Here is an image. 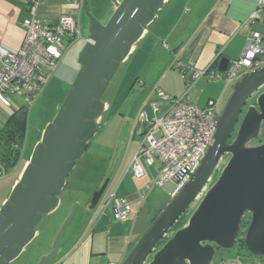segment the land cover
Instances as JSON below:
<instances>
[{
	"label": "water",
	"instance_id": "water-1",
	"mask_svg": "<svg viewBox=\"0 0 264 264\" xmlns=\"http://www.w3.org/2000/svg\"><path fill=\"white\" fill-rule=\"evenodd\" d=\"M111 1L114 9L106 23L90 19L77 58L79 70L0 207V264L16 259L35 237L43 216L58 207V195L76 160L99 128L96 119L106 109L102 97L110 80L166 0ZM229 66L226 56L210 64L221 74ZM231 89L198 166L155 214L121 264H212L217 250L233 249L240 240L249 255L264 257V66L234 80ZM223 156L227 160L216 173ZM173 182L177 185L180 179ZM107 184L92 193L89 210L100 206ZM75 211L76 205L50 251L35 264H51L56 258ZM185 213V223L173 230Z\"/></svg>",
	"mask_w": 264,
	"mask_h": 264
},
{
	"label": "crops",
	"instance_id": "crops-1",
	"mask_svg": "<svg viewBox=\"0 0 264 264\" xmlns=\"http://www.w3.org/2000/svg\"><path fill=\"white\" fill-rule=\"evenodd\" d=\"M33 1L39 0H0V52L15 51L21 45L24 35L21 23L29 16L28 7ZM40 1L35 12L40 20L57 21L63 15L76 18L78 10L68 0ZM255 6L256 0H166L124 60L132 59L133 75L143 76L139 82L140 91L144 90L149 96L157 94V87L170 97L184 95L187 101L198 107L205 106L209 99L222 98L227 93L226 86L232 82L218 80L220 83H217L204 77L185 94L186 82L192 69H205L213 60L218 61L222 56L228 57L230 61L239 58L250 29L261 32V45L264 48V10L259 21L251 25L243 24ZM213 70L217 72L215 68ZM230 91L232 90L228 93ZM104 103L107 109L108 104L106 101ZM163 107L167 106L163 104ZM163 107L156 114L151 109L153 116L141 108L132 119L130 136L134 137L137 129L140 131L139 135L142 133V127L138 123L140 112L153 118L162 113ZM5 120L6 117L0 112V127ZM137 146L138 143L133 145L129 140L119 167L122 174H115L108 179V193L101 199V202L105 201L112 193L126 198L129 202L127 217L117 220L111 210L101 212L100 206L96 207L87 214V219L80 222L79 229L62 240L60 251L51 264H121L130 248L150 225L155 214L153 216L149 212L148 190L153 186L159 163L156 160L152 165L146 163L142 177L132 176L127 169ZM26 162L27 160L19 168L7 195L0 201V206L18 181ZM17 167L18 165L13 170ZM147 171L153 175L150 187L145 183ZM175 189L172 187L171 190H162V194H158L162 198L152 204L155 210L162 208L161 201L167 202ZM38 236L39 231H36L32 241ZM229 257L233 256L227 258ZM245 261H260L264 264V257Z\"/></svg>",
	"mask_w": 264,
	"mask_h": 264
},
{
	"label": "built area",
	"instance_id": "built-area-1",
	"mask_svg": "<svg viewBox=\"0 0 264 264\" xmlns=\"http://www.w3.org/2000/svg\"><path fill=\"white\" fill-rule=\"evenodd\" d=\"M76 10L84 5V0H68ZM41 1H33L28 7L29 16L21 26L24 31L19 48L15 51L0 52V108L1 105L13 107L9 96L20 97L21 104L28 105L41 92L42 87L55 69L58 60L69 45L79 38L76 18L61 16L57 21L40 20L35 16L36 8ZM264 10V0H256L255 9L243 24L251 25L259 21ZM68 43V46L65 44ZM262 34L250 29L239 58L230 61L231 68L225 74L215 72L207 66L205 69H192L186 82L185 94L201 78L233 82L251 70L264 66V48L261 45ZM161 100H168L169 105L159 116L149 118L145 112L138 115V123L142 133L138 146L133 154L127 172L135 178L144 175L141 159L148 165L158 161L153 185L162 186L175 177L180 179L177 189L188 179L198 166L207 148L212 143L216 130V101L209 99L205 106L198 107L183 96L170 97L155 88ZM152 112L158 113L157 103L151 105ZM110 207L117 220H124L129 213V202L126 198L112 193L101 202L100 210L104 212ZM212 264H262L242 262L240 254L220 258Z\"/></svg>",
	"mask_w": 264,
	"mask_h": 264
},
{
	"label": "rangeland",
	"instance_id": "rangeland-1",
	"mask_svg": "<svg viewBox=\"0 0 264 264\" xmlns=\"http://www.w3.org/2000/svg\"><path fill=\"white\" fill-rule=\"evenodd\" d=\"M84 5L76 14L80 32L79 38L75 44L69 46L65 41V44L68 46L67 49L58 60L55 69L42 87L41 92L27 105L25 139L20 161L15 170H11L7 174L0 176V201L7 195L9 186L17 176L22 163L26 160L28 161L34 145L40 141L41 129L54 119L79 70L77 58L80 50L85 45L90 19L93 18L99 23H106L113 12L114 6L111 0H85ZM132 64V59L122 62L110 80L102 97V100L107 102L108 108L102 112L98 130L89 140L83 155L76 160L74 169L67 178L65 188L58 195V207L52 213L43 216L36 227V231H39V236L26 246L20 255L10 262V264H35L42 256L46 255L51 249L52 241L57 231L74 205H76V211L66 229L63 239L79 229L80 222L87 219L86 215L92 212V210H89V202L92 193L96 191L95 188H100L106 180L112 178L115 174H122L119 172V167L129 140L133 145L138 143L140 138L139 129L136 130L134 137L130 136V126L134 116L141 108L148 115L153 116L151 114V105L153 103H157L160 108L163 107V104L168 107V100H161L157 94L147 96V92L144 90L140 91L139 82L140 79H143V76L133 75L132 70L134 68ZM212 82L220 83L218 80ZM232 83L226 86V95L222 96V98L218 97V100L215 99V101L217 100L216 115L223 109L231 93V91L230 93L228 92L232 90ZM222 85L224 86V83ZM9 100L13 105L11 109L5 108L2 105L0 108V110L2 109L0 111L1 114L6 118L12 109H16L21 105L20 97L9 96ZM196 103L199 105L198 100ZM163 108L165 109V107ZM261 138H264V124L261 128ZM226 160L227 157L223 156L216 173L222 168ZM140 163L144 169L146 166L145 160L141 159ZM152 177V172L149 173L147 171L145 183H147L148 187L151 185ZM172 187L176 188V184L173 181H168L163 186L158 187L153 185L149 188L147 198L148 205H150L149 212L153 216L158 211L153 206L161 197L158 194H162V190H171ZM107 189L103 197L108 193ZM169 200L167 202L163 200L159 204L163 208ZM162 202L166 203L163 204ZM108 210H111L110 207H108ZM181 218H187V213L182 215ZM237 246L230 250H217L213 260L238 254L241 255L242 262H248L245 260L255 258L249 255L243 248H238Z\"/></svg>",
	"mask_w": 264,
	"mask_h": 264
},
{
	"label": "trees",
	"instance_id": "trees-1",
	"mask_svg": "<svg viewBox=\"0 0 264 264\" xmlns=\"http://www.w3.org/2000/svg\"><path fill=\"white\" fill-rule=\"evenodd\" d=\"M26 113L27 105L21 104L18 108L11 110L0 127V176L13 170L20 161L25 139ZM186 219L187 218L179 219L173 227V230L181 227ZM236 245H238V248H243L245 250L241 240L237 242Z\"/></svg>",
	"mask_w": 264,
	"mask_h": 264
},
{
	"label": "flooded vegetation",
	"instance_id": "flooded-vegetation-1",
	"mask_svg": "<svg viewBox=\"0 0 264 264\" xmlns=\"http://www.w3.org/2000/svg\"><path fill=\"white\" fill-rule=\"evenodd\" d=\"M73 44H75V43H73ZM217 116V115H216ZM238 123H239V121H238ZM238 123L236 124V126H235V128H234V130H233V133H232V136H231V139L233 138V136H234V133H235V131H236V128H237V126H238ZM230 139V140H231Z\"/></svg>",
	"mask_w": 264,
	"mask_h": 264
},
{
	"label": "bare ground",
	"instance_id": "bare-ground-1",
	"mask_svg": "<svg viewBox=\"0 0 264 264\" xmlns=\"http://www.w3.org/2000/svg\"><path fill=\"white\" fill-rule=\"evenodd\" d=\"M96 122H99V119L98 118L96 119Z\"/></svg>",
	"mask_w": 264,
	"mask_h": 264
}]
</instances>
